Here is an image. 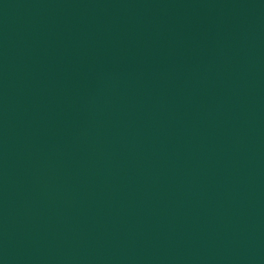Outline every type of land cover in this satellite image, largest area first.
I'll return each instance as SVG.
<instances>
[{
    "label": "water",
    "instance_id": "water-1",
    "mask_svg": "<svg viewBox=\"0 0 264 264\" xmlns=\"http://www.w3.org/2000/svg\"><path fill=\"white\" fill-rule=\"evenodd\" d=\"M0 264H264V0H0Z\"/></svg>",
    "mask_w": 264,
    "mask_h": 264
}]
</instances>
